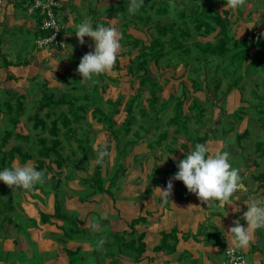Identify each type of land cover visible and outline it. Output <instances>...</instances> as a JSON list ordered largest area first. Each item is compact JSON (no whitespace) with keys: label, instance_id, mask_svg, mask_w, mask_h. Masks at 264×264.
<instances>
[{"label":"rangeland","instance_id":"rangeland-1","mask_svg":"<svg viewBox=\"0 0 264 264\" xmlns=\"http://www.w3.org/2000/svg\"><path fill=\"white\" fill-rule=\"evenodd\" d=\"M122 2H125V4ZM122 2L121 0H62V10H64L65 13L68 12L65 16L66 19H62V26L64 27L65 25H68L66 26V29H63L62 31V46L58 49L53 47H48L42 50L38 49L32 33L29 34L25 31L22 34H18L21 37L15 33H10V20H6L5 24L3 23L0 25L2 52L7 57V60L13 63V65L6 67L3 64V59L0 57V101L3 102L7 99V92L24 96V101L26 103V115L23 119V125L20 127L21 133L23 132L25 135L29 134L31 140L36 139L41 134V130L33 129L32 123L28 122L26 117L37 111L42 98L41 90L42 88H46L49 91L54 92L57 97L66 94L82 96L87 93L94 101H98V105L105 113H109L110 106L107 103L108 100L116 101L119 96H123L120 106L117 107L119 113L111 115L115 128L120 127L126 117V103L131 100L132 97L138 95V100L136 101L137 123L134 126V131L138 133H131L129 138L136 140L140 137L145 138V132L139 127V125H145V117H143L140 110L141 108H145L147 110L149 109L150 93L146 87H141L138 77L131 75L128 71V67L131 64L133 57L138 54L139 50L136 49L130 52L131 47L123 44L122 40L125 38L123 29L126 19L129 20L127 23V33L132 35L134 38L143 40L145 43H149L152 39L157 37V32L154 28V25L157 22H180L177 17V10L179 9L178 5H183V7L190 12H193L195 9L199 8L202 10V7L206 6L207 4L213 7L214 11L218 13H220L224 7L222 5V0H172L170 2L171 7H169V15L167 17L164 15H159L156 12H152V22L150 24H144L142 20L137 18V15H141V12L138 10L135 15H130L127 11V7L124 6L128 5L127 0H123ZM232 12L233 16L229 21V26L231 27L232 32L238 38H242L246 33H250L252 27H255L261 33H264V0H244L243 5L237 9H234ZM22 18L24 19V16ZM84 19L92 21L94 26L100 24L101 22H105V26L116 27L117 30L122 34V48L118 54V58L114 64V67L109 72L95 77V83L82 80L83 77L77 72L81 58L86 53L94 50V41H92L91 38L85 37V43L81 45L74 32L76 26ZM12 23H14V21H12ZM64 37H66V40L63 43ZM208 39H211V37L209 36L207 38H202L196 35L188 42V44L191 45L195 40L203 42ZM64 46L70 47L68 50H66ZM166 50L168 51L169 49L167 48ZM252 51L255 52V50ZM171 52L172 51H169L168 53V59H171V65L167 66L165 59L160 62L159 66L151 62L150 68L152 73H150V76L153 81H158L163 88L162 91L157 92V96L159 97L158 105L160 108H162V106L168 102L170 96H179L184 90H186L188 93V99L184 107V115L190 117L191 119L189 122L190 133H184L181 136H177L173 131L175 127H169L166 124L167 119L172 116V110L170 109L160 114L161 121L158 123L160 126L159 130H150V137L148 139L147 137L146 139H142L141 142L136 144L132 149H129V151L127 149V152H129L128 155H131L133 158L134 154L130 150H149V152H147V154L142 158L143 160L148 156L152 157L155 151L158 152V150H161L163 153L158 156V160H161L162 164H158L157 167H159V173H162L163 175L164 173H167V170L172 168L174 164L171 163L178 164V162L184 158V156H182L180 160L175 162V155H177V153H174L173 157L175 159L172 158L173 160H170V154L167 153L168 150H186L187 154V152L193 150L192 138H194V135L197 133L200 134L207 129L206 126H204V118L207 117L208 119L212 116L216 118L217 115L219 116L218 113L223 112V117L233 120L234 116L232 113H234L233 108L236 105L234 100L231 98V92L228 94L223 92L227 86L226 82L229 81L227 78L223 82L220 91L217 93L219 100L216 103L210 101L211 98L214 99L215 92L213 91V88L216 81L213 76L214 69L210 64H204V68L202 70V74L204 72L209 73L210 77L208 79V86L210 92L204 90L194 93L191 83V78H195L194 73H192V68L197 66V62L194 57L197 52L194 48L191 54H182V60L174 58ZM178 61L180 63L177 64ZM9 75H12L13 79H11ZM255 77V80L257 79V81L260 82L264 75L257 74ZM252 79H254V76H251L248 81H252ZM242 93L243 96L246 95V97L249 95L248 91L245 93L242 91ZM257 94L258 93L255 92V95ZM193 98H196L206 109L202 119L203 124L201 125L197 124L194 120L193 114H195L196 111L190 112L188 109V106L192 103ZM242 102H246L245 97L243 98ZM253 109L258 111V115H261V108ZM61 110L66 112L67 107H62ZM41 116L45 117L44 111L41 112ZM3 118L0 119V148H5L7 150L13 145L20 144L24 151H29L36 158V146L27 141L11 139L7 145L3 146L1 142L2 135L5 130L12 128L7 120ZM81 124L82 125L79 127L77 124L75 125L77 134L81 138H84L87 130H89V135L87 137L90 140L91 146L94 148V150L90 151L96 152V155L95 158L86 161L84 159L82 150L78 147L76 141H73L72 144H68L63 137L61 138L62 146L64 148L63 155L67 157V163L63 167V172L65 173L62 177L60 176L63 180V184L57 188V192L59 194L58 199L61 203L62 213L67 217V220L54 217L56 222L62 223L60 229L63 231V233L54 234V237H50V239L58 247L59 251L57 254L59 255L61 252L64 254L66 253L69 261L71 256L68 255L66 250L69 249L72 251V256L74 258L72 264H100V262L105 263L106 258L111 256L110 253L106 251L108 247L107 245L111 243L110 234L115 232L111 228L110 220L112 217H114L113 220L121 219L120 223H122L124 226L123 230H125L126 226L123 223L125 221V217L123 216L122 210L119 213L120 207L117 204L113 206L114 211L112 213H110V211L105 208V206H110L108 203L110 198L108 199V202L101 200L98 202H92V197L98 195L100 197H104V194L106 193L101 194L97 192L90 197L89 194L92 193L94 189L89 188L87 185L84 186L80 180L86 179L88 177L90 178L91 174L95 172L98 166H100L102 177L107 178L104 179V186L108 187L111 184L112 194L108 195L110 197L112 196L113 200L116 201L119 198L118 194L120 193V189L123 187L125 181L129 178L127 177V171L125 175H119L114 180L108 178L111 177V174H113V171L116 170V168H119V160L127 164L131 162L132 157L127 158L128 155L125 157L123 154L125 151L122 149L124 148L126 140L116 142L112 133L109 130L103 128V123L95 117L93 109H89L86 112L85 119ZM155 124V122H152V126ZM164 131H167L169 136L166 141L163 142L162 146L158 148H150L148 142L150 141L154 143L157 140L158 134ZM44 135L47 136V134ZM105 146H109L110 150L115 151H113V153L108 158L107 155H105L103 159L105 160L106 158V160L104 161L102 159V162L98 163L96 160L99 158V150H104ZM260 150L264 149L260 148ZM93 162L95 165L92 170H89L92 167ZM14 163L16 165H23L18 159H16ZM25 164H29L30 166L35 165L34 160H30ZM125 164L123 165L124 168H126ZM102 165H104V167ZM68 167L74 171L73 174L76 176L70 180H67V176H65ZM106 168H108L107 172ZM52 169L54 171H49L44 183H42V185H44L46 188L50 186L49 189H51V191L43 192L44 189L42 186L41 188L38 187L37 189L31 191L11 188L10 196H13V203L14 200L18 201L20 199L18 197L20 196L25 197V195L29 192L33 193L35 191H40L42 195L40 193H37L36 195L33 194L35 197L33 198L35 199L33 202L38 207V210L41 209L42 203H44L45 207L48 209L50 197L54 196V202L56 200V192L51 187L52 185L49 178H51L54 173H57L58 170L54 164L52 165ZM149 178L151 180V176ZM74 181H79V184L81 185L80 187L78 186L79 189L70 186V183ZM73 184H76V182ZM41 189H43V191ZM68 196H70L73 201H82L85 211L90 209L89 217L87 219L82 220L83 214H81V212L85 213L84 211L80 212L78 209L69 208V206L66 205V198ZM82 198L86 199L82 200ZM71 203L72 201L69 202L70 205ZM40 204L41 206H39ZM16 206L18 207V203H16ZM96 210L97 212H101L100 216ZM17 211L19 213L20 207L17 208ZM4 213L0 215L1 220L5 219L6 215L4 216ZM39 213V221L35 217L30 218L28 216L19 219L18 215L16 214L12 223L13 225L8 224L7 222H0V261H2V264H4L7 260H15L16 263L13 262V264H18L20 262L17 260L19 256L21 259H24L21 261H25L21 264H54V262H52V258L48 257L46 253L40 249L39 245H41L42 241L34 239L30 231L33 226V231L39 233L42 239H47L49 237L48 231H42L41 227L45 224L53 223H50L51 220L50 222L46 223L42 222L41 213L43 212ZM97 217L99 220L96 219ZM76 218L78 221V228H80L79 226L81 225L84 227L82 229H86L88 232H78L75 226L70 222L71 219L75 220ZM92 220L95 222L101 221V227L103 228L101 229L99 226V229L97 228L95 231H93L92 228L87 225V222ZM65 232H67L68 237L65 236ZM11 238H15L18 242L17 246L14 245L12 247L23 249L25 247L24 245L29 246L32 249V257L29 258L28 255L23 253L20 254L19 252L17 253V251H8V247H4L3 244L7 243ZM101 240L103 241L102 244L100 243ZM69 241L84 242L90 246L91 250L77 248V246L71 247ZM45 244L47 245V243ZM94 250L98 251L99 253L97 255L94 254Z\"/></svg>","mask_w":264,"mask_h":264},{"label":"trees","instance_id":"trees-1","mask_svg":"<svg viewBox=\"0 0 264 264\" xmlns=\"http://www.w3.org/2000/svg\"><path fill=\"white\" fill-rule=\"evenodd\" d=\"M122 1L123 0H121V2ZM171 1L172 0H143V6L139 8L141 15H137V18L142 20L144 24H150L152 22V12L167 17L169 15ZM123 4H125V2ZM222 5L224 7L228 6V0H222ZM124 6L128 7V5ZM20 8L23 9V7ZM178 8L177 17L180 22H157L154 25L157 37L152 39L149 43H145L143 40H139L128 34L127 23L129 20L126 19V23H124L125 26L123 31L125 38L122 40L123 44L131 47L130 52L136 49L139 50L138 54L129 65L128 71L131 75L138 77L141 87H146L150 93L149 109L141 108L140 110L143 117H145V125H139V127L145 132V138L140 137L137 140L129 138L131 133H138L134 131V126L137 123L136 101L138 100V95H135L126 103V117L121 126L115 128L111 115L119 113L117 107L120 106L123 96H119L116 101L108 100L107 103L110 106L109 113H105L98 105V101H94L87 93L82 96L66 94L57 97L54 92L42 88V98L39 108L32 115L26 117L27 121L32 123L33 129L41 130V134L34 140H31L29 134L25 135L20 131V127L23 125V119L26 115L24 96L7 92V99L3 102L0 101V119L4 117L3 119H6L12 126L11 129L5 130L2 135L1 142L3 146L7 145L11 139L24 140L36 146L35 151L37 155L35 158L29 151H24L20 144L13 145L7 150L5 148H0V170L13 166L16 159L22 164L34 160V166L37 170L44 173L45 179L49 171H54L52 169V164H55L58 169V172L54 173L51 178H49L52 185L51 187L56 192L55 214L51 216L41 213L42 222H50L51 217H59L67 220V217L62 213L61 203L58 199L59 194L57 192V188L63 184L61 177L65 172H63L62 168L67 163V157L63 155L64 148L61 138L63 137L68 144H72L73 141H76L86 161L95 158L96 152L90 151L94 150V148L91 146L90 140L87 137L89 135V130H87L85 137L81 138L78 136L75 127L76 124L78 127L82 125L81 123L85 119V114L89 109H93L95 117L103 123V128L112 133L116 142L126 140L122 150L132 149L136 144L141 142L142 139H146V137L148 139L150 137V130H159L160 126L158 123L161 121L160 114L170 109L172 110V116L167 119L166 124L169 127H175L174 132L177 136L190 133L189 122L191 119L184 115V107L188 99V93L184 90L179 96H170L168 102L160 108L158 105L159 97L157 96V92L162 91L163 88L158 81H153L151 79V62L159 66L160 62L165 59L167 66H170L171 59H168L169 51H172L171 53L174 58L182 60V54L189 55L194 48L197 52L196 55H194L197 66L192 68V73L195 75V78H191L192 88L194 93L204 90L210 92L208 86L209 73L204 72L202 74L204 64H210L214 69L213 76L216 80L213 88L215 92L214 99H210L213 103L219 100L217 93L220 91L226 78L229 79V81L226 82L227 86L223 92L228 94L234 89H239L243 100L245 96H243L242 91L244 93L246 92V84L249 83L248 79L260 72L264 75V33H260L258 29L253 27L250 33L246 34L242 39H237L229 26V21L233 16L231 8L228 10L223 9L220 13L215 12L213 7L208 4L203 6L202 10L199 8L195 9L193 12L187 11L183 5H178ZM37 22L38 25L35 30V37L41 35V30L39 28L41 20L37 18ZM104 23L105 22H101L100 24ZM196 35L202 38L210 36L211 39L203 42L195 40L189 45L188 42ZM1 46L2 41L0 39V57L3 59V64L6 67L13 65L12 62L7 60V57L2 52ZM167 48L169 49L168 51L166 50ZM253 49H255V52L252 51ZM178 63L180 62L178 61L177 64ZM9 77L13 79L12 75H9ZM260 87L263 89L260 90ZM256 88L257 90L254 89L251 92L253 98L263 101L264 77L260 80V83L256 85ZM255 92L258 94L255 95ZM62 107H67V111H62ZM188 109L190 112L196 111L195 114H193L195 122L199 125L203 124L202 119L206 109L196 98H193ZM43 111L45 117L41 116V112ZM243 112V109L235 111L233 113L234 120L237 121L240 119ZM262 113H264V108H262ZM152 122L156 124L152 126ZM215 133L216 131L212 130L205 133L203 136L198 133L194 135V138H192L193 148L197 143L206 144L208 141L215 138ZM44 134H47V136ZM168 136L169 134L167 131L158 134L157 140L154 143L148 142L149 147H161ZM242 137L243 136H238L237 141L239 142ZM104 150L108 152L110 147L105 146ZM123 154L126 157L129 152L125 151ZM123 165L124 163L119 160V168H116L108 179L114 180L119 175H125L126 168H124ZM73 173L74 171L68 167L65 174L67 180L76 177ZM158 173L159 169L156 168L151 178H155ZM88 178L81 179L80 182L84 186L87 185L89 188L94 189L93 192L89 194L90 197L97 192L101 194H112L111 184L108 187L104 186V179L107 178L102 177L100 166H98L95 172L91 174L89 179ZM10 192L11 188L3 182H0V215H2L3 212L6 213L5 219H0V222H7L8 224L13 223L10 214L15 211ZM85 199L86 198H82V200ZM146 221L147 219L144 217L133 219L130 224V231L111 233V243L107 245L106 251H108L110 255L129 254L134 257L135 261H138L145 252L146 244L144 242L145 234H138L136 226ZM70 222L75 226L78 232H88L86 229L78 228L77 218L75 220L71 219ZM176 233V230H172L170 233H162L161 242L155 249L157 251L163 250L167 247L170 239L176 242ZM65 236H67V232H65ZM66 252L71 256L70 263H72L74 259L72 251L67 249ZM98 253V251H94V254L97 255Z\"/></svg>","mask_w":264,"mask_h":264},{"label":"crops","instance_id":"crops-1","mask_svg":"<svg viewBox=\"0 0 264 264\" xmlns=\"http://www.w3.org/2000/svg\"><path fill=\"white\" fill-rule=\"evenodd\" d=\"M223 9L228 10L230 7L225 6ZM231 10L234 11L232 8ZM61 13L62 19H66L65 16L68 12L65 13V11L61 9ZM23 16L24 19L22 18ZM6 20L11 21V26L9 28L10 33L18 35L26 31L29 34L32 33L34 39L36 38L34 29L38 25L37 18L28 15L19 6L6 3L0 5V25L3 23L5 24ZM12 21H14V23H12ZM67 25L63 27L64 30ZM18 36L21 37L20 35ZM235 37L237 39L243 38H238L236 35ZM65 40L66 37H64L63 43ZM257 74L262 73L260 72ZM257 74L253 75L254 79L246 84V91H248L249 95L248 97L245 95V103L242 102V94L239 89H234L231 92V98L236 103L233 112L238 109L244 110L241 118L237 121L234 119H226L223 117V112L218 113L219 116L217 115L216 118H214V116L209 117L208 119L210 121L205 117L204 126H206L207 129L200 133V135L203 136L209 131H216L215 138L206 143L210 152H229L233 166L240 170L242 183L245 185L246 190L241 191L240 193H235L229 205L224 204L222 208L218 207L215 203L209 206L206 202H203L198 198L196 194L189 192L182 181L173 180L171 195L169 200L165 202L162 199L163 194L161 190L166 189L170 178L178 172L177 164L171 163L174 165L171 169L167 170V173H164V175L158 173L155 178H151L150 180L149 177L154 173L156 168L159 169L157 165L162 164V161L158 160V156L163 152H161V150H158V152L155 151L152 157L148 156L143 160L142 158L147 152H149V150H130L133 152L134 158L131 155H128L127 158L132 157L131 162L127 164L124 162L128 174L127 177L129 178L120 189V193L118 194L119 198L116 197L118 199L115 201L112 196L110 197L106 193L104 194L105 198L98 195L92 197L91 201L98 202L101 200L108 202V199L110 198L108 202L110 206H105L110 213L114 211L113 206L116 204L120 207L119 213L121 210L123 211V216L125 217L123 223L125 224L126 229L123 230L124 226L120 223L121 219L113 220L114 217H112L110 224L115 232L130 231V224L133 219L139 217L146 218L147 221L145 223H140L136 226L138 234H145L144 242L146 244V249L138 261H135L134 257L129 254H117L108 256L106 262H100V264H223L225 259L224 249L228 246H232L241 252L247 258L249 264H264V229L252 230L250 245L245 249L237 247L234 239L227 233L228 230L234 226L233 222L236 220H240V223L247 227V223L243 219V214L247 211L246 202L249 197L264 198V150H260V148L264 149V113L260 111L261 115H258V111L253 109L264 108V100H256L251 94L252 90H257L256 85L260 83L257 79L255 80ZM262 89L263 88L260 87V90ZM174 130L175 128L173 131ZM238 136H243L239 142L237 141ZM113 151L115 150H109L107 152V158L113 153ZM123 151L127 152V150ZM189 152H187V154ZM167 153L170 154V160H173V154L177 153V155H175L177 160L174 158L175 162L180 160L182 156L185 157V155H187L186 150H168ZM98 160L99 163L102 162L100 157ZM94 165L95 163L93 162L92 167L89 170H92ZM102 166L104 167V165ZM62 170L64 169L62 168ZM107 170L108 168H106V172ZM74 182H76V184H73ZM74 182L70 183V186L73 188L81 186L79 181ZM41 186L44 189V191L41 189L43 192L51 191V189H49L50 186H47L48 188H46L42 184H37L34 189H37L38 187L41 188ZM37 193L41 194L40 191H35L33 193L29 192L25 197H18L20 198L18 201L14 200L13 206L15 207V211L12 215L10 214L13 221L16 214L19 219L28 216L30 218L35 217L38 221L40 220L39 212L51 216L55 214L54 196L50 197L48 209L45 207V204L42 203L41 209L38 210V207L33 202V200L35 201V199H33L35 198L33 194L36 195ZM10 197L13 200V196L11 195ZM70 201H72L71 205L69 204ZM16 203H18V207H20L19 213L17 211L18 207L16 206ZM66 205H68L69 208L78 209L80 212L84 211L85 213L81 212V214H83L82 220L89 217L90 209L85 211L82 201H73L72 198L68 196L66 198ZM39 206H41V204ZM97 213L99 216L101 215V212ZM5 214L6 213H4V216ZM96 219L99 220L98 217ZM93 221L94 220L87 222V225L91 227ZM50 223L53 224H45L41 227L42 231H48L49 237L47 239H42L39 233L34 232L33 226L32 228L30 227L32 237L38 241H42L41 245H39L40 249L43 250L48 257L52 258L54 264H72L66 253L64 254L61 252V254H57L59 251L58 247L50 239V237H54V234L63 233L60 229L62 223L56 222L54 217H52ZM97 223V228L99 229L102 222L97 221ZM79 227L84 228L81 225ZM102 228L103 227H101V229ZM172 230H176L177 232L176 242L175 240L170 239L167 247L163 250L157 251L155 247L160 244L162 233H170ZM69 242L71 247L77 246V248L91 250L90 246L84 242ZM45 243H47V245ZM17 244V240L11 238L3 245L4 247H8L7 250L9 249L8 251L10 252L17 251V253L19 252L20 254L23 253L28 255L29 258L32 257V249L29 246L24 245L25 247L23 249L12 247L14 245L17 246ZM17 260L20 261L18 264L25 262L21 261L24 259H21L20 256ZM13 262L16 263L15 260H7L4 264H13ZM0 264H2V261H0Z\"/></svg>","mask_w":264,"mask_h":264},{"label":"clouds","instance_id":"clouds-1","mask_svg":"<svg viewBox=\"0 0 264 264\" xmlns=\"http://www.w3.org/2000/svg\"><path fill=\"white\" fill-rule=\"evenodd\" d=\"M127 3L130 15H135L143 6V0H127ZM243 3L244 0H228V6L232 9L241 7ZM74 32L81 45L85 43V37L94 41V50L81 58L77 72L83 77L82 80L95 83V77L109 72L114 67L122 48V34L116 27L104 24L94 26L88 19L82 20ZM64 47L68 50L70 46ZM105 155L106 150H100V160ZM97 162L99 163V160ZM177 168L178 172L170 178L166 189L161 190L165 202L171 195L173 180L182 181L189 192L196 194L209 206L215 203L222 208L224 204L229 205L235 193L246 190L240 170L233 166L229 152L212 153L205 143L195 144L193 150L178 162ZM44 179V173L29 164L13 163V166L0 170V182L13 189L31 191L37 184L44 183ZM246 205L247 211L244 212L243 219L247 227L243 226L240 220H236L227 232L241 249L249 247L252 230L264 229V198L249 197ZM91 227L95 231L98 223L94 221Z\"/></svg>","mask_w":264,"mask_h":264},{"label":"built area","instance_id":"built-area-1","mask_svg":"<svg viewBox=\"0 0 264 264\" xmlns=\"http://www.w3.org/2000/svg\"><path fill=\"white\" fill-rule=\"evenodd\" d=\"M23 7L24 11L41 20V35L36 37L38 49L62 46V0H0L1 4ZM223 264H249L247 258L232 246L224 249Z\"/></svg>","mask_w":264,"mask_h":264}]
</instances>
